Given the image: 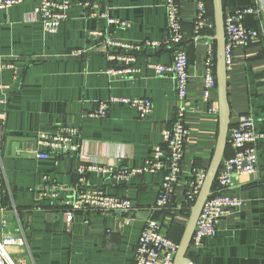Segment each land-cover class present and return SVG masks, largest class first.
Segmentation results:
<instances>
[{
    "label": "crops",
    "instance_id": "obj_1",
    "mask_svg": "<svg viewBox=\"0 0 264 264\" xmlns=\"http://www.w3.org/2000/svg\"><path fill=\"white\" fill-rule=\"evenodd\" d=\"M69 1L68 18L54 34L34 13L40 0H23L0 10V62L15 64V68H0V84L9 86L0 92V99L6 100L0 104V237L25 238V245L9 248L17 264H135L139 237L148 220L115 210H79L68 222L62 211L54 228L48 226L47 212L74 198L82 176L88 181L85 189L130 199L136 211L151 210L150 219L161 221L164 233L180 243L191 213L187 196L193 174L208 170L219 137L218 90L209 99L204 97L207 42L215 41V30L207 28L196 38V0H179L189 57L186 122L190 134L175 195L169 206L159 207L165 170L124 180L94 167H143L176 116L180 103L174 79L156 75L147 66L173 60L172 47L148 44L168 36L165 0ZM255 3L224 0L225 15L255 4L260 12L246 15L243 22L264 36V0ZM108 38L141 47L128 51L136 55L138 72L121 76L110 72L123 63L109 57ZM263 73L264 39L234 48L227 78L232 125L241 114H251L256 130L264 132ZM113 96L149 98L152 112L141 118L136 108L113 104L106 116L96 117L101 103ZM71 129L77 131L73 142L78 149L48 159L13 158L12 141H7L22 137L24 151L29 152L33 139L41 134ZM257 149L259 171L235 173L230 186L221 189L239 196L243 206L221 219L215 237L200 247L191 245L192 264H264V138L257 141ZM234 153L228 142L224 159ZM81 166L86 170L79 175ZM43 188L47 195L39 197Z\"/></svg>",
    "mask_w": 264,
    "mask_h": 264
},
{
    "label": "built area",
    "instance_id": "obj_2",
    "mask_svg": "<svg viewBox=\"0 0 264 264\" xmlns=\"http://www.w3.org/2000/svg\"><path fill=\"white\" fill-rule=\"evenodd\" d=\"M23 0H0V10L22 3ZM254 3L257 0H253ZM210 0H196L197 11L195 14L196 38L209 28L215 30V21L211 19L208 4ZM256 4V3H255ZM238 8L225 18L226 28V63L228 68L233 64V50L237 45H245L252 40L264 39L259 30L249 29L244 25V18L248 14L259 13L256 5ZM71 7L69 0H40L34 13L42 22L48 33H56L63 21L68 18ZM167 13L168 36L163 42L148 43L156 48L164 45L174 49L173 60L168 64L148 63V68L156 75H170L175 81V90L179 99V108L171 126L163 133V143L156 145L151 157L143 167L124 168L115 170L109 167L95 166L94 168L105 174H112L119 179L128 180L133 176L144 172L155 173L165 170L166 174L160 187L157 206H167L175 195L176 188L182 175V165L186 145L189 141V128L186 122L187 106L190 84L189 57L184 47L185 33L183 18L179 0H165ZM111 23H124L110 19ZM208 58L204 76V97L209 99L213 90L217 89L216 76V41H208ZM107 47L111 50L109 57L112 60L122 62V66L113 68L110 72L114 75H133L139 71L136 66V55L129 53L130 50H140L139 45H132L114 38L107 39ZM118 50V51H116ZM121 50V52H119ZM15 68L13 62H0V68ZM264 79V73H263ZM9 88L8 85L0 84V92ZM5 99H0V104H5ZM113 104L129 105L139 112L141 118L147 117L153 109L152 100L145 97H118L113 96L103 101L96 117L108 114ZM215 110V109H214ZM217 111V110H216ZM77 131L71 129L61 134H41L38 138L36 155L42 159L51 158L53 154L64 155L74 152L78 146L73 142ZM264 138V132H258L255 120L251 114H241L235 124L230 128L229 142L235 153L225 158L216 178L219 193L208 198L200 214L197 227L192 239V246L200 247L206 239L215 237L218 233V225L221 219L229 216L234 211L241 209L243 200L221 189L230 186L232 176L238 174H255L259 171L257 141ZM85 167L79 168V175L85 172ZM207 169L196 170L193 174L191 190L188 192V203L194 204L207 175ZM79 185L74 188L73 199L65 200V215L68 222L74 220L76 211L79 210H102L113 211L117 209H131L133 203L130 199L111 195L102 189L84 188L87 178L80 177ZM39 197L47 195L43 188L38 193ZM25 238L17 235L0 237V264H17L11 255V246L25 245ZM179 243L172 240L164 233L163 224L156 219H149L143 228L136 248L135 264H173ZM192 264V263H191Z\"/></svg>",
    "mask_w": 264,
    "mask_h": 264
},
{
    "label": "water",
    "instance_id": "obj_3",
    "mask_svg": "<svg viewBox=\"0 0 264 264\" xmlns=\"http://www.w3.org/2000/svg\"><path fill=\"white\" fill-rule=\"evenodd\" d=\"M214 8V20H215V35L213 40L217 44L216 53V76H217V90L219 98V117H220V130L217 147L213 156V159L209 165L206 178L200 189V192L196 198L195 203L191 207V213L185 226V230L182 239L179 243L178 251L175 256L173 264H191V260L188 256L191 248L192 239L197 227V223L203 207L210 196L215 191V182L218 176L219 170L222 166V162L225 157L226 149L229 142V133L231 128V107L228 98V66L226 63V28H225V10L224 0H213ZM34 145L29 152L24 151V138L11 137L7 141H12V154L13 158L23 157H37L35 151L38 145V138L33 139ZM25 152V153H24ZM220 192V191H219ZM118 213H127L129 217H137L141 220H149L151 216V210L136 211L135 209H117ZM60 210H49L47 212L48 226L52 224L54 228H57L61 221Z\"/></svg>",
    "mask_w": 264,
    "mask_h": 264
},
{
    "label": "trees",
    "instance_id": "obj_4",
    "mask_svg": "<svg viewBox=\"0 0 264 264\" xmlns=\"http://www.w3.org/2000/svg\"><path fill=\"white\" fill-rule=\"evenodd\" d=\"M208 9H209V13L213 16L214 15V8H213V0H210L209 4H208ZM215 21V20H214ZM217 45V44H216ZM215 193L214 194H217L219 193V189L217 188V182H215ZM213 194V195H214ZM169 206V204L167 205ZM193 206L192 203H188L187 204V207L189 208V211H191V207ZM166 207V206H165ZM54 210H60V211H65L66 208L64 206H59L57 207V209H54Z\"/></svg>",
    "mask_w": 264,
    "mask_h": 264
}]
</instances>
